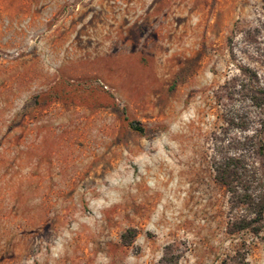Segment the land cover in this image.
I'll return each instance as SVG.
<instances>
[{"label":"rangeland","instance_id":"obj_1","mask_svg":"<svg viewBox=\"0 0 264 264\" xmlns=\"http://www.w3.org/2000/svg\"><path fill=\"white\" fill-rule=\"evenodd\" d=\"M239 68L264 0H0V264H264L212 168L218 134L260 165Z\"/></svg>","mask_w":264,"mask_h":264},{"label":"trees","instance_id":"obj_2","mask_svg":"<svg viewBox=\"0 0 264 264\" xmlns=\"http://www.w3.org/2000/svg\"><path fill=\"white\" fill-rule=\"evenodd\" d=\"M240 73L246 78L236 89L232 83H227L228 93H238L250 105L264 110V84H254L248 68H239ZM250 73V74H249ZM228 109L224 121L226 128L234 127L242 131L247 130V121L245 117L238 118ZM238 118V120H236ZM136 130H141L134 126ZM215 156L212 161L214 179L225 187L229 194V204L231 210H240L241 215L233 218L229 225V232H239L250 230L258 233L261 230L264 221V141H258L257 154L260 156L259 168L249 160L243 151L230 152L231 149L244 147L245 138L228 139L224 145L225 139L220 135H214ZM245 152V151H244ZM166 251L162 257V264H177V258L168 255Z\"/></svg>","mask_w":264,"mask_h":264}]
</instances>
